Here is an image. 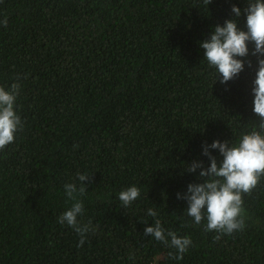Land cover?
Wrapping results in <instances>:
<instances>
[{
	"label": "trees",
	"instance_id": "trees-1",
	"mask_svg": "<svg viewBox=\"0 0 264 264\" xmlns=\"http://www.w3.org/2000/svg\"><path fill=\"white\" fill-rule=\"evenodd\" d=\"M247 4L0 0V20L7 18L0 86L20 84L15 110L23 122L0 150V264H264V177L243 197L244 229L218 241L177 198L203 182L200 168L187 166H209L205 145L236 143L258 125L254 44L238 57L243 71L226 83L200 46L229 18L246 31ZM209 152L218 164L223 159L218 149ZM78 173L90 177L77 219L94 229L82 247L57 219L72 203L63 186L79 187ZM132 185L141 194L123 208L118 193ZM156 220L165 232L191 237L183 259L144 235Z\"/></svg>",
	"mask_w": 264,
	"mask_h": 264
},
{
	"label": "clouds",
	"instance_id": "clouds-1",
	"mask_svg": "<svg viewBox=\"0 0 264 264\" xmlns=\"http://www.w3.org/2000/svg\"><path fill=\"white\" fill-rule=\"evenodd\" d=\"M203 2L207 6L211 0ZM231 11L235 17L241 15V9L236 5H232ZM243 11L246 15V31L237 26L236 19L229 18L224 21L223 26H214L210 37L201 41L200 46L204 49V59L219 74L220 82L226 83L243 71L245 62L238 57H247L248 42L254 44L252 55L257 57L258 66L251 91L254 94L253 112L259 117L258 125L251 131L242 133L236 143L213 140L210 145H205L203 154L208 156L209 166L204 168L202 162H193L187 166L189 172L200 168L199 177L203 182L189 183L183 197L177 193L178 199L187 201L185 211L193 218L194 223L199 225L206 220L204 230L217 233L214 241H218L221 235H230L244 229L243 197L250 195L261 177H264V0H248ZM0 24L6 26L7 18L0 20ZM19 91V83H12L8 89L0 86V150L13 143L16 133L23 130V122L15 110ZM209 148L219 150L223 157L219 164ZM89 177L87 173H78L76 179L80 182L79 187L74 182L64 184L65 196L72 203L57 218L60 224H67L79 235L77 247L84 245L86 233L94 231L90 222L81 225L77 219L84 212L83 201L79 197L85 195L87 188L83 182L89 180ZM140 194V188L132 185L118 193V200L123 208H127ZM147 215L156 217L157 212L149 208ZM144 235H150L156 241L175 249V254H168L175 260L183 259L193 243L190 236H178L171 230L165 232L159 220L154 225L145 227Z\"/></svg>",
	"mask_w": 264,
	"mask_h": 264
}]
</instances>
